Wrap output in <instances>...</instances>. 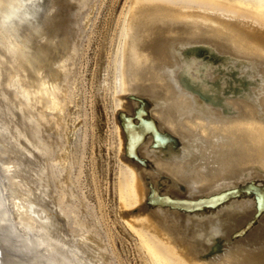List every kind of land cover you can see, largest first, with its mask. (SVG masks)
Here are the masks:
<instances>
[{
  "label": "bare ground",
  "instance_id": "obj_1",
  "mask_svg": "<svg viewBox=\"0 0 264 264\" xmlns=\"http://www.w3.org/2000/svg\"><path fill=\"white\" fill-rule=\"evenodd\" d=\"M73 1L56 17V0H0V264L123 261L105 198L84 191L95 7ZM116 16L100 121L138 255L264 264V0H127Z\"/></svg>",
  "mask_w": 264,
  "mask_h": 264
},
{
  "label": "rangeland",
  "instance_id": "obj_2",
  "mask_svg": "<svg viewBox=\"0 0 264 264\" xmlns=\"http://www.w3.org/2000/svg\"><path fill=\"white\" fill-rule=\"evenodd\" d=\"M50 1V2H49ZM51 1L52 0H45V2L47 3H45L44 2V5L45 6H47V5H50L51 4ZM57 1V4H58V10L56 11V13H55V16L57 17L59 14H61V15H64V14H66V12H68L69 10H70V8L72 9V8H74L77 4V2H74V1H77V0H71V1H68V0H65V2H63L64 0H56ZM74 2L73 4L71 3H67V2ZM85 1V0H84ZM92 0H87L86 2H87V6H88V2H91ZM97 1V2H96ZM126 1L127 0H93L92 2H91V4L89 3V6H91V5H94L93 6V8L95 7V9H93L94 10V14H93V18H92V20L94 21H92L91 20V24H93V25H90L89 27H88V29H87V33L89 32V34H91V35H89L90 37H93V39L91 38L90 40H88V42H87V40H85L84 41V44H83V55L82 56H84V57H86L87 59H85L84 57H82V66L80 65L79 66V69L81 70H79L82 74H80L81 76H83V78L80 76L79 78L81 79V80H83V84H82V86L83 85H86V86H83V87H81V84L78 86V89H77V93H78V95H77V98H76V101H75V103L77 104H75V110H79V111H84V110H82V108H84V109H87V114H88V117H89V120H92V121H90L91 122V124H93L94 122H95V119H96V122L93 124L95 127V132H94V135H95V139H94V145L96 146H94V150H92L91 148H89V150L87 151L88 152V154H86V160H85V164H86V166L87 167H85V168H87L86 170H85V176L84 177H86L87 176V178H85L84 179V177H83V181L85 182V185H84V191L86 192V194L87 195H89V198H91V199H96L100 194V197L101 198H105L104 200H103V202H104V206L106 205V207H104V210L106 211V213H107V217H108V220H109V226L112 228V232L114 233V242H115V248H116V250H117V253L118 254H120L119 256L121 257V261H122V264H146L144 261H142L141 260V256H140V254L138 255V248L136 249L135 247H136V244H135V239L130 235V233L129 234H127L128 233V231L127 230H124L125 228H124V226L122 225V220H121V218L118 216L119 215V213L117 212V207H115L116 206V201H115V193L113 192L114 191V180H115V175H114V169H113V165H110V164H114V161H113V156H111L112 155V153H113V150L112 149H110V151H109V149H108V146H107V143L104 141L105 139H106V137L105 136H107V133H108V128L107 127H103L102 125H101V122L102 121H100V117H101V119L103 120V118H104V114H102V110H103V105H102V103H106V101H105V98H104V96H103V94H104V92H102L103 91V89H102V80H103V77H101V76H104V74H105V65L107 66V61H109V53H110V46H109V42L111 41V37H109V36H112V32H113V28H114V26L113 25H115L114 23L116 22V19L115 18H117L118 16H116L120 11H121V8L124 6V4L126 3ZM95 2V3H94ZM50 3V4H49ZM94 3V4H93ZM101 3V4H100ZM124 3V4H123ZM69 6H67V5ZM95 4H97L96 6H95ZM71 5V6H70ZM72 5H74V6H72ZM99 5V6H98ZM123 5V6H122ZM87 6L85 5V9L84 10H87L88 8H87ZM88 6V7H89ZM92 7V6H91ZM90 8V7H89ZM96 9H98L97 11H96ZM96 11V12H95ZM109 12V13H108ZM114 12V13H113ZM97 13V15H95ZM111 13V14H110ZM116 14V15H115ZM55 16L54 17H52V18H55ZM97 17V18H96ZM111 17H113V18H111ZM51 18V19H52ZM55 20H58L57 18H55L54 19V21ZM112 20V21H111ZM114 21V22H113ZM57 22V21H56ZM113 24H111V23ZM95 23V24H94ZM108 23H109V25H108ZM108 25V26H107ZM94 26V27H93ZM106 27H107V30H105L106 29ZM109 27H111V28H109ZM89 28H90V30H89ZM94 28H95V30H94ZM94 31V33L92 32V30ZM107 31V32H106ZM90 32H92V33H90ZM104 32V33H103ZM109 32H110V34H109ZM107 33H108V35H107ZM105 34H106V37H105ZM102 36H104V37H102ZM109 38H108V37ZM103 38H104V40H103ZM107 39L109 40V41H107ZM107 42H106V41ZM91 41V42H90ZM88 43L89 45L87 46V44L86 43ZM107 43V47H106V44H104V43ZM109 43V44H108ZM99 44V45H98ZM87 46V47H86ZM88 48V49H87ZM109 49V50H108ZM87 50V51H86ZM104 50H105V52H104ZM107 50V51H106ZM109 51V52H108ZM108 52V53H107ZM97 54V55H96ZM107 55V57H106V55ZM90 60V62H89V60ZM86 61V62H85ZM105 62V63H104ZM86 63V64H85ZM88 64H89V66H88ZM103 64V65H102ZM85 66V67H84ZM103 66V67H102ZM102 67V68H101ZM103 69H104V71H103ZM86 70V71H85ZM102 70V71H101ZM96 73V74H95ZM101 74H103V75H101ZM97 76V77H95V76ZM89 77V78H88ZM94 77V78H93ZM94 79H95V81H94ZM84 80H86V81H84ZM92 80V81H91ZM98 80L99 81H101V83H99L98 82ZM87 81H89V82H87ZM93 82V83H92ZM84 83H86V84H84ZM95 83V84H94ZM94 84V85H93ZM97 84V85H96ZM88 86V87H87ZM90 86V87H89ZM100 87V88H99ZM81 88H83V91H81L82 89ZM79 89H81L79 92H78V90ZM93 89V90H92ZM84 90H86L87 92H85L86 93V95H87V97H85L86 95L84 94ZM92 90V91H91ZM100 92L102 93V94H100ZM80 93H82V96L80 95ZM90 93V94H89ZM80 95V96H79ZM84 95V96H83ZM94 95V96H93ZM78 96L80 97V98H78ZM82 97H83V99H82ZM104 99H103V98ZM91 98V99H90ZM82 99V100H81ZM91 101V102H90ZM104 101V102H103ZM82 103H84V107H83V104ZM82 104V105H81ZM86 104H87V106H86ZM78 105H80V106H78ZM92 105V106H91ZM102 105V106H101ZM81 106H82V108H81ZM88 107V108H87ZM77 108V109H76ZM80 108V109H79ZM88 109H89V111L91 112H89L88 111ZM92 109V110H91ZM99 111H101V112H99ZM93 112V113H92ZM97 112V113H96ZM94 114H96V115H94ZM101 116H100V115ZM96 116V117H95ZM94 118V119H93ZM83 119V118H82ZM82 119H81V117L77 120V122H76V124L78 125L77 126V129H80V128H82L83 126V124L82 123H80V122H83L82 121ZM79 120H80V122H79ZM82 124V125H81ZM97 126H96V125ZM82 126V127H79V126ZM101 125V126H100ZM103 127V128H102ZM107 128V129H106ZM105 129H106V131H105ZM97 130V131H96ZM104 131L105 132H107L106 134L104 133ZM96 133H97V135H96ZM103 133V134H102ZM97 136H98V138L99 139H97ZM102 138H101V137ZM91 138V137H90ZM101 138V139H100ZM92 139V138H91ZM97 139V140H96ZM104 139V140H103ZM89 141H90V139H88ZM88 141V143H89V147H91V145H92V141H90L89 142ZM100 141V142H99ZM98 143V145L99 146H101V147H97V143ZM100 143V144H99ZM102 143V144H101ZM103 143H105V146H104V144ZM91 144V145H90ZM74 148L76 149V148H78V146H79V142L78 141H76V139H75V141H74ZM104 147V148H103ZM107 147V148H106ZM102 148V150H100ZM98 149V150H97ZM107 150V151H106ZM96 151V152H95ZM98 151V152H97ZM92 152H94V153H96V154H94V153H92ZM103 154H102V153ZM105 152V153H104ZM92 153V154H91ZM99 153H101V154H99ZM107 153V154H106ZM111 154V155H110ZM90 155V156H89ZM92 156V157H91ZM109 158H108V157ZM94 157V158H93ZM95 158L97 159V160H95ZM87 160H89V161H87ZM91 160V161H90ZM92 161H93V163H92ZM107 161V162H106ZM111 162V163H110ZM89 163V164H88ZM110 163V164H109ZM94 164V165H93ZM88 166H89V169H88ZM92 166V167H91ZM94 166V167H93ZM95 168V169H94ZM87 172V173H86ZM88 172H89V175H87L88 174ZM94 175V176H93ZM89 177V178H88ZM92 177V179H90ZM94 177V178H93ZM96 177L97 178H99V180L101 181H99L98 179H96ZM93 179H95V181L93 180ZM90 182H89V181ZM93 180V181H92ZM103 180V181H102ZM86 181H88V183L86 182ZM98 181H99V183H98ZM93 182V183H92ZM95 182V183H94ZM97 183H98V186H97ZM101 183V184H100ZM91 184H93V185H91ZM112 184H113V186H112ZM94 186V188H92ZM97 186V188H98V190L100 191H97L96 189H95V187ZM102 187V188H100V187ZM88 187V188H87ZM93 189H95L97 192H95V190H93ZM89 193V194H88ZM99 193V194H98ZM98 195V196H97ZM92 196V197H91ZM97 196V197H96ZM107 199V200H106ZM97 200V199H96ZM106 201V202H105ZM115 205V206H114ZM114 210V211H113ZM117 212V213H116ZM117 214V215H116ZM109 215H110V217H109ZM114 216H115V219H114ZM120 218H118V217ZM110 218V219H109ZM117 218V219H116ZM118 220H120V221H118ZM111 221H112V223H111ZM114 222V223H113ZM116 222V223H115ZM117 224V225H116ZM260 226V225H259ZM114 228H115V230H114ZM121 228V229H120ZM118 229V230H117ZM122 233V234H121ZM120 236V237H119ZM119 238H121V239H119ZM120 243V244H119ZM135 245V246H134ZM136 255V256H135ZM138 255V256H137ZM140 256V257H139ZM123 257V258H122ZM124 259H125V261H124ZM139 262V263H138Z\"/></svg>",
  "mask_w": 264,
  "mask_h": 264
},
{
  "label": "water",
  "instance_id": "obj_3",
  "mask_svg": "<svg viewBox=\"0 0 264 264\" xmlns=\"http://www.w3.org/2000/svg\"><path fill=\"white\" fill-rule=\"evenodd\" d=\"M157 125H159V124H157ZM162 136V135H161ZM162 139H164V138H167V137H161ZM167 178H163V180H166ZM254 181H256V180H251V181H249V183H251V182H254ZM167 185H169V184H167ZM253 227H251V229H252ZM250 229V230H251ZM248 233V232H247Z\"/></svg>",
  "mask_w": 264,
  "mask_h": 264
}]
</instances>
